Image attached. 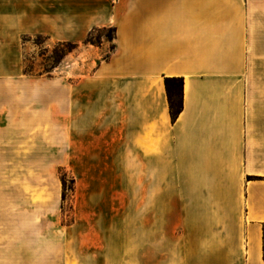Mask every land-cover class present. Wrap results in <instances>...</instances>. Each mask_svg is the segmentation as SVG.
Returning a JSON list of instances; mask_svg holds the SVG:
<instances>
[{"label":"crops","instance_id":"1","mask_svg":"<svg viewBox=\"0 0 264 264\" xmlns=\"http://www.w3.org/2000/svg\"><path fill=\"white\" fill-rule=\"evenodd\" d=\"M24 147L79 182H0V264H264V0H0V170Z\"/></svg>","mask_w":264,"mask_h":264},{"label":"rangeland","instance_id":"2","mask_svg":"<svg viewBox=\"0 0 264 264\" xmlns=\"http://www.w3.org/2000/svg\"><path fill=\"white\" fill-rule=\"evenodd\" d=\"M110 35V30H102L95 32L91 37V42L97 44L101 40V35ZM59 42L49 43L42 36L31 38L30 49L25 50L24 71L36 77L44 76V78H53L56 80L63 79L65 69L68 63L80 60V52L78 46L59 45ZM108 56V53L105 57ZM13 156L8 166L13 168L0 170V182H9V190L14 189L18 182H62L63 186V212H69L71 209V200L74 191V182H79L76 174L70 167L62 165V157L57 155L45 156L41 158L39 168L31 169L32 155H24L30 152L27 147L23 149H14ZM23 153V154H22Z\"/></svg>","mask_w":264,"mask_h":264},{"label":"trees","instance_id":"3","mask_svg":"<svg viewBox=\"0 0 264 264\" xmlns=\"http://www.w3.org/2000/svg\"><path fill=\"white\" fill-rule=\"evenodd\" d=\"M111 34L106 35L110 39H112V32L113 29H110ZM91 37L92 35H89L87 38V43L91 42ZM59 45H73L77 46V44L71 43V42H59ZM165 87H166V92H167V97H168V102H169V109H170V114L171 118L174 121L180 112L182 111L183 107V79L181 77H166L165 78ZM65 180L63 178V186H65ZM65 198V194L63 193V199ZM264 229V227H263Z\"/></svg>","mask_w":264,"mask_h":264}]
</instances>
